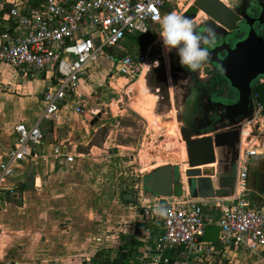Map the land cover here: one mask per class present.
Instances as JSON below:
<instances>
[{"label":"crops","instance_id":"obj_1","mask_svg":"<svg viewBox=\"0 0 264 264\" xmlns=\"http://www.w3.org/2000/svg\"><path fill=\"white\" fill-rule=\"evenodd\" d=\"M38 3L40 0H0V9L8 10L13 4L35 7ZM1 31L0 27V34ZM159 31L155 27L148 35L127 36L124 44L106 49L108 57L100 58L89 68L77 93L67 98L58 115L51 119L41 116L45 109V86L57 77L54 70L23 75L14 66L0 62V163L16 143L17 126L40 122L45 138L41 146L34 148L37 157L17 165L0 184V264H115L123 255L131 264H141L138 255L146 244L153 246L161 234L159 222L141 217V205L163 198L189 197L185 187L183 195L175 192L154 199L143 193L138 200V187L143 181L129 191L134 185L132 178L125 175V158L111 151L108 138L98 136L105 127L109 107L116 106L120 112L127 109L123 100L114 104L113 99L110 103L105 100V96L128 86L130 80L116 75L117 59L124 55L137 58L144 48L149 54L152 46L162 44ZM1 42L0 37V46ZM154 66L148 59L142 75L128 86L127 106L138 115L128 103L130 90L148 73L152 74ZM122 80L126 84H119ZM144 83L156 97L154 117L176 122L172 103V117L163 118L159 106L166 98L161 97L158 88L153 92L145 80ZM259 83L253 95L254 104L256 95L259 99V94H264V84ZM78 107L83 111L78 112ZM247 124L243 129L252 131L253 123ZM258 142L263 147L247 163L246 190L249 201L264 208V138ZM67 157L73 161L68 162ZM188 168L181 167V173ZM128 194H133L134 199H126ZM195 200L203 206L207 227L219 225L231 202ZM201 243L202 239L197 248L189 250L169 248L162 258L168 264H264V247L254 253L243 247L224 250L219 242L211 249L205 245L200 248Z\"/></svg>","mask_w":264,"mask_h":264},{"label":"built area","instance_id":"obj_2","mask_svg":"<svg viewBox=\"0 0 264 264\" xmlns=\"http://www.w3.org/2000/svg\"><path fill=\"white\" fill-rule=\"evenodd\" d=\"M196 0H40L37 6L16 5L2 11L0 62L10 64L23 75L42 72L49 68L56 73L55 82L49 81L44 90L43 119L56 117L61 104L77 93L80 81L89 68L115 48L127 36L148 35L159 27V18L168 13V6H185L183 15ZM162 47V44H161ZM148 52L140 61L130 55L117 59L116 75L131 80L144 72ZM111 78H114L112 75ZM259 84H264V79ZM253 123L256 130L241 135L237 164L235 197L223 211L219 221L221 249L243 247L258 252L264 247V208L251 203L246 190L248 161L256 155L260 138H264V101L256 95ZM82 112L81 107L77 108ZM16 143L5 161L0 163V184L14 168L37 157L34 148L44 143L40 122L32 126L16 127ZM58 150V149H57ZM72 162L71 157H67ZM185 174V173H184ZM183 174V176H184ZM185 178V177H184ZM143 198L142 184L137 192ZM141 204V203H140ZM141 217L159 222L161 234L152 246L138 255L141 264H168L162 254L169 248L193 249L205 234L207 222L203 206L197 200L163 198L154 204L141 205ZM201 243L199 246H203Z\"/></svg>","mask_w":264,"mask_h":264},{"label":"water","instance_id":"obj_3","mask_svg":"<svg viewBox=\"0 0 264 264\" xmlns=\"http://www.w3.org/2000/svg\"><path fill=\"white\" fill-rule=\"evenodd\" d=\"M229 1L196 0L185 15L189 18L191 14L193 18L198 11H202L222 25L223 35L217 37V43L209 50L210 55L205 63L213 67L225 87L219 95L213 81L199 79V70L177 69L175 74L181 72L185 75L183 81L188 80L190 73L192 79L199 83L198 89L205 95V100L200 95L188 96L185 106L175 114L185 141L189 168L184 174L185 178L178 166L165 165L153 170L143 178L142 192L146 196L155 199L171 196L175 192L183 195L187 187L192 199L235 197L241 135L244 125L254 119L256 109L253 95L258 83L264 79V23L261 21L264 17V0H251L246 9L235 12L229 10ZM229 11L231 18L227 19L225 15ZM146 50L141 51L138 61L144 58ZM162 55L161 45L155 44L150 49L148 59L159 63ZM210 87H215V92ZM173 94L176 92L173 91ZM170 103L166 97L160 111L165 119L172 117ZM198 104L203 107H200L201 111H198ZM127 198L133 200L134 196L128 194ZM219 237L220 227L208 226L202 243L211 249L218 244Z\"/></svg>","mask_w":264,"mask_h":264},{"label":"rangeland","instance_id":"obj_4","mask_svg":"<svg viewBox=\"0 0 264 264\" xmlns=\"http://www.w3.org/2000/svg\"><path fill=\"white\" fill-rule=\"evenodd\" d=\"M180 9L183 11L185 6L181 5ZM180 9L176 3H173L171 7L168 6V13L176 12L181 15ZM204 15L205 13L203 12L202 16ZM122 43L124 44L125 42ZM165 58L167 59V56ZM148 74L144 80L149 89L154 92L157 87L150 81V73ZM137 80L130 79L128 86ZM144 80L141 79L132 87L128 100V103L137 109L136 112L144 117L136 114L127 106L126 96L129 87L117 89L109 97L108 95L105 96V100L108 99L106 102L110 103L113 99L112 104L123 100L122 104L127 109L120 112L116 106L115 108L113 105L109 107V116L105 121V127L98 135L99 138H108L107 142L111 151L125 158L127 166L125 175L132 178V185H134L133 188H129V191L134 190L137 184H141L144 176L161 166L172 165L183 169H187L188 166L185 141L181 136L177 122L159 121V119L154 117L152 111L155 107L156 97L149 92ZM119 84H126V81L122 80ZM159 94L161 97L166 98L163 92ZM163 105L164 103L160 104L159 112L163 109ZM121 121L123 122L122 124H120ZM126 123L130 124V127L125 126ZM250 126L254 131L256 130V126ZM245 130H247V127Z\"/></svg>","mask_w":264,"mask_h":264},{"label":"flooded vegetation","instance_id":"obj_5","mask_svg":"<svg viewBox=\"0 0 264 264\" xmlns=\"http://www.w3.org/2000/svg\"><path fill=\"white\" fill-rule=\"evenodd\" d=\"M250 1L251 0H231L228 2V8L231 12H235L238 9L242 10V8L246 9ZM190 9L191 8H189L182 16L185 17ZM230 11L225 15L227 19L231 18ZM200 12L201 11H198L193 16V18H191V14H189V19L194 22V29L200 32H205L208 28H212L215 31L217 37L223 35L222 25H220L219 22L210 19L206 14L204 16H200ZM261 21L264 23V17L261 18ZM152 64L156 66L151 69L152 74H150V81L155 84L154 86H156L160 92H163V94L169 98L170 102L172 101L171 103L173 106V111L175 110L176 113L177 111L179 113L180 108L185 106L184 102L188 96L190 98L194 95H200L201 98L204 99L205 95L202 93L201 89H198L199 83L192 79L193 77L190 75V73L188 80L185 81H183V77L185 76L184 74L181 72L175 74V72L177 73L178 68L181 71L183 68L179 64V57L176 55L175 50L167 55V59L164 55H162V60L159 63L152 62ZM198 70L199 79L205 82L209 81V79L210 81H213L216 86V93L221 95L222 89H224L225 86L222 83L219 75L214 71L213 67L208 63H204ZM210 89L215 92V87H210ZM173 91L176 92L175 95L173 94ZM200 107L201 106L198 104V111H201V108H203Z\"/></svg>","mask_w":264,"mask_h":264},{"label":"clouds","instance_id":"obj_6","mask_svg":"<svg viewBox=\"0 0 264 264\" xmlns=\"http://www.w3.org/2000/svg\"><path fill=\"white\" fill-rule=\"evenodd\" d=\"M159 28L162 54L167 56L175 50L180 66L190 71L202 67L209 58V50L217 43V36L212 28L205 32L197 31L189 18L176 12L159 18Z\"/></svg>","mask_w":264,"mask_h":264},{"label":"trees","instance_id":"obj_7","mask_svg":"<svg viewBox=\"0 0 264 264\" xmlns=\"http://www.w3.org/2000/svg\"><path fill=\"white\" fill-rule=\"evenodd\" d=\"M259 100H264V94L261 97H260V94H259ZM115 264H131V263H130L129 260L126 259V256L123 255L120 259L115 260Z\"/></svg>","mask_w":264,"mask_h":264},{"label":"bare ground","instance_id":"obj_8","mask_svg":"<svg viewBox=\"0 0 264 264\" xmlns=\"http://www.w3.org/2000/svg\"><path fill=\"white\" fill-rule=\"evenodd\" d=\"M134 106H136V105H134ZM133 108L136 109L135 107H133ZM136 110H137V109H136ZM138 110H139V109H138ZM139 112H140V111H139ZM249 132H250V130H248V129L245 130V132H244L245 136L248 135Z\"/></svg>","mask_w":264,"mask_h":264}]
</instances>
